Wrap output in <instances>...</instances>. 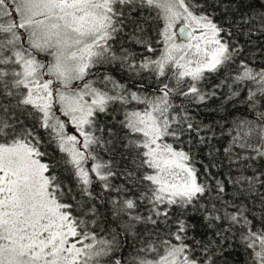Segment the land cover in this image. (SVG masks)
Returning a JSON list of instances; mask_svg holds the SVG:
<instances>
[{"label": "snow or ice", "instance_id": "snow-or-ice-1", "mask_svg": "<svg viewBox=\"0 0 264 264\" xmlns=\"http://www.w3.org/2000/svg\"><path fill=\"white\" fill-rule=\"evenodd\" d=\"M209 7L0 0V264H264V3ZM215 100L244 114L205 123Z\"/></svg>", "mask_w": 264, "mask_h": 264}, {"label": "trees", "instance_id": "trees-1", "mask_svg": "<svg viewBox=\"0 0 264 264\" xmlns=\"http://www.w3.org/2000/svg\"><path fill=\"white\" fill-rule=\"evenodd\" d=\"M264 3V0H261ZM207 4L214 7V0H207ZM212 7H209V11H212ZM222 18V13L220 9H216V19L220 20ZM237 39L243 44L247 37L244 36H237ZM245 57L252 61L255 65L264 66V37L255 36L251 39V42L246 47ZM118 80L122 79L123 74L120 71H114L112 73ZM126 80V77H123ZM217 79L213 78L211 83H216ZM221 104L220 100H215L210 102L206 109L202 110L199 113V118L203 120L205 123L215 124V122L219 121L221 124L227 127L234 119H240L241 116L244 114V108L242 106H238L233 108L231 105H226L224 110L222 111H215ZM111 116L119 117V113H112L108 117H102L107 123H115V120H112ZM68 131L71 132L73 129L71 127L68 128ZM228 142V138L226 135H217V138L212 141V144L216 148H220L221 152L216 153L217 159L214 161L212 157L208 155L209 149L208 148H197L194 149V160L196 166L203 171L202 165H210L212 163H219L223 160V153H222V146L226 145ZM48 149L50 154H56L54 146L45 145ZM213 172L218 175L219 178L223 179L228 172V168L225 165L221 167L214 168ZM103 211V209H102ZM199 231L203 232V228H199ZM245 255L243 250L238 247L237 245H233L230 248H227L224 256L222 257L221 264H244L245 262Z\"/></svg>", "mask_w": 264, "mask_h": 264}, {"label": "rangeland", "instance_id": "rangeland-1", "mask_svg": "<svg viewBox=\"0 0 264 264\" xmlns=\"http://www.w3.org/2000/svg\"><path fill=\"white\" fill-rule=\"evenodd\" d=\"M72 132V131H71Z\"/></svg>", "mask_w": 264, "mask_h": 264}]
</instances>
